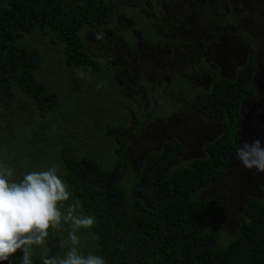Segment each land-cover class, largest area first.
I'll list each match as a JSON object with an SVG mask.
<instances>
[{
    "label": "trees",
    "instance_id": "trees-1",
    "mask_svg": "<svg viewBox=\"0 0 264 264\" xmlns=\"http://www.w3.org/2000/svg\"><path fill=\"white\" fill-rule=\"evenodd\" d=\"M68 1L0 0V163L12 169L10 181L19 182L29 172L46 171L54 165L71 193L59 205L61 211L79 202L78 213L95 218L91 228L77 232L79 251L99 255L105 264H264V200L248 198L237 231L223 239L224 233L209 224L227 208L228 192L195 198L196 192L221 178L228 156L237 150L235 124L241 102L255 97L252 37L238 31L247 48L246 63L235 68L232 78L216 74L209 89L192 101L193 111L203 121L227 122L222 134L204 143L203 157L184 159L181 143L169 139L160 150L146 154L133 177L124 157L125 144L145 129L143 116H137L132 106L129 125L106 117L110 120L103 122L111 123L104 134L115 138L112 151L116 157L99 159L97 152L80 144L74 127L79 110L93 113L95 108L76 93L69 97L67 78L57 81L56 91L49 88L42 72L39 75L45 63L43 52L26 39L37 31L45 35L60 47L65 66L82 73L86 84L90 74L100 75L101 80L90 86L97 102L96 94L105 92L103 84L109 83L111 72L102 57L92 56L89 41L93 36L107 40L111 33L123 34L129 44L121 13L134 11L131 19L137 18L141 29L147 30L139 12L148 11L146 3L152 1ZM129 46L133 47L132 41ZM124 98L119 94L114 101ZM22 100L29 103L28 109L18 107ZM64 103L69 117L62 115ZM70 230V223L63 221L61 228H50L45 243L32 246V264H43L45 255L63 257L72 247ZM22 256L18 250L0 264H22Z\"/></svg>",
    "mask_w": 264,
    "mask_h": 264
},
{
    "label": "rangeland",
    "instance_id": "rangeland-1",
    "mask_svg": "<svg viewBox=\"0 0 264 264\" xmlns=\"http://www.w3.org/2000/svg\"><path fill=\"white\" fill-rule=\"evenodd\" d=\"M191 1L194 4L191 5ZM203 1L156 0L148 4L146 6L148 11L143 9L142 13L146 18L152 19L150 24L152 29L151 31L145 29L144 35L141 34L138 19L136 18L135 21L130 17L133 16L134 11L123 10L120 15L123 19L122 26L125 28L127 38L130 39L129 44L132 41L134 49L124 45V42L119 44V39L111 33L104 41L96 40L93 36L88 44L93 49V57H102L106 64L122 63L123 69L127 68V73L130 75L133 73L130 81L133 84L131 87L123 88L122 86L125 85L121 83V79L119 80L118 67H115L109 83L103 84L105 92L98 91L96 94L97 102L91 97L90 86L101 80L100 75L90 74L86 84L82 73L65 66L60 47L52 44L49 38L37 31L26 39L28 45L43 52V63H45L39 75L42 72L49 88L56 91L60 86L57 81L67 78V88L71 92L69 97L76 93L79 98L95 108L94 114L90 109L79 110L81 115L74 127L78 132L77 138L80 144L93 153L95 151V154L97 152L99 159L111 161L116 157L112 151L116 147L115 138L104 134L111 121L105 123L104 119H109L111 116V119H118L121 123L129 125L133 122V112L130 111L132 106L136 107L134 113L137 116H143L147 124L145 129L125 144L124 157L129 165L130 176L134 177L141 170L148 152L160 150L163 143L169 139H177L181 143L184 159H194L203 157L205 142L214 140L225 131L226 121L215 124L204 122L193 111L191 103L200 94L199 91L198 94H194L196 89L207 90L210 84L208 81L198 80L205 70L208 71L212 66L216 74L224 78H232L236 65H243L245 48L243 42L239 45L235 39L238 31L252 37L256 48L257 68L254 77L255 97L244 98L240 105L235 124L237 136L235 143L237 147H242L244 143L252 144L253 141L259 140L261 147L264 148V0H232L230 5L224 0H205V7ZM206 4H210V7L208 8ZM152 6L159 10L158 20L151 12ZM199 7L204 9L199 10ZM174 24L176 27H173ZM118 31L119 29L116 35ZM88 38L89 36L86 37L87 42ZM169 47L190 49L181 52L178 56L173 54L172 59L169 60L167 59L171 54L168 53ZM212 51L215 53L214 56L221 60L214 66L209 63H216L210 57ZM241 52H244V55L241 54L243 56L237 59ZM201 55L208 61L204 62L203 70L201 68L198 71L188 70L193 63L192 60L187 66L186 73L181 69L178 72H171L175 69L174 65L186 64L191 58H198ZM164 59L170 62L171 67H167V71L158 66ZM105 63L102 62L101 65ZM168 72L176 75L172 77L170 74L166 77ZM119 94L125 98L114 101ZM65 103L62 105V115L68 114L69 117ZM28 105L27 101L22 100L18 107L26 110ZM147 113L148 119H146ZM233 140L230 138V143ZM222 190L228 192V206L221 216L211 221L209 225L212 230L224 233L225 236L222 238L225 239L227 236H233L237 231L247 199L264 200V172L244 167L236 151H233L228 156L221 178L196 192L195 198L202 200Z\"/></svg>",
    "mask_w": 264,
    "mask_h": 264
},
{
    "label": "clouds",
    "instance_id": "clouds-1",
    "mask_svg": "<svg viewBox=\"0 0 264 264\" xmlns=\"http://www.w3.org/2000/svg\"><path fill=\"white\" fill-rule=\"evenodd\" d=\"M236 153L244 167L264 172V148L259 140L244 143ZM12 174L11 168L0 163V262L8 261L19 250L22 264H32V246L43 245L49 229L61 228L63 221L70 223L68 240L72 247L63 257L45 255L43 264H105L101 256L79 251L77 232L91 228L95 218L79 214V202L61 211L59 205L68 201L71 193L54 165L46 171L29 172L19 182L10 181Z\"/></svg>",
    "mask_w": 264,
    "mask_h": 264
},
{
    "label": "flooded vegetation",
    "instance_id": "flooded-vegetation-1",
    "mask_svg": "<svg viewBox=\"0 0 264 264\" xmlns=\"http://www.w3.org/2000/svg\"><path fill=\"white\" fill-rule=\"evenodd\" d=\"M152 1V3L153 2H155L156 0H151ZM225 1V3L226 4H229L230 5V3H231V1L232 0H224ZM195 2H197V0H195ZM203 3H204V7H205V0L203 1ZM190 4L192 5V4H194V2H190ZM146 6H148V4L146 3ZM206 6L209 8L210 7V4H206ZM147 9V8H146ZM204 8H202V7H199V10H203ZM143 10V9H142ZM142 10L140 9V12L139 13H142ZM145 10V9H144ZM151 12H152V14H153V16H154V18H156V20H158L157 19V17H159V15H158V13L157 12H159V10H158V8H154L153 6H152V10H151ZM218 12H220V11H218ZM200 13H202V12H200ZM140 17H142V20H144L146 23H148V25H146V27L151 31V29H152V26L150 25V24H152L151 23V18H146L145 17V14L143 13ZM173 27H176V24H174L173 25ZM141 31V34L143 35L144 34V30H140ZM239 33H243V34H247V33H245V32H242V31H240ZM248 35V34H247ZM116 38H118L119 40H118V43L119 44H122V42H124V45H127V47H129V48H132V49H134V47H132V46H129V44H127V43H125V41L123 40V34H121V35H117V36H115ZM124 37H127V34L125 33L124 34ZM136 39V38H135ZM235 39L239 42V45H242V38L239 36V34H238V32H236V35H235ZM170 41H173V40H170ZM241 41V42H240ZM183 44H185V42H182ZM244 45V44H243ZM119 46V45H118ZM120 47V46H119ZM121 48V47H120ZM129 48H127V49H129ZM170 48V51L168 52V53H171L170 55H168L167 56V59H172V55L173 54H176L177 56L178 55H180L181 54V52H185V51H187V50H189L190 48H183V47H169ZM244 48H245V55H244V52H241L240 53V56L238 55V58L237 59H239L240 57H242L243 55H244V58L242 59V61H243V64L244 63H246V61H247V48H246V46L244 45ZM241 54H243V55H241ZM215 53H214V51H212V52H210V57H211V59L213 58L214 59V61H216V63H213V62H209L211 65H213L214 66V64H217V62L218 61H221V60H218L215 56ZM167 59H164L163 60V62H161V64H158V66L159 67H163L164 69V71L166 70V68L167 67H171L170 66V62L167 60ZM193 60V63H192V65L188 68V70L189 69H192V70H194V71H198V69H202L203 70V68H202V66H204V62L206 61V62H208L206 59H205V57L203 58V56L201 55L200 57H198V58H191L190 60H188L187 62H186V64L184 65H180V64H176V65H174V67H175V69H173V70H171V72H178L180 69L181 70H185L184 71V73H186V70H187V66H188V64H189V62L190 61H192ZM107 65H108V67H109V70H110V72L112 73V74H114V68L115 67H118V69H117V71H118V73H120L121 75H120V79H121V83L123 82L124 84H127V82L129 81H131L132 80V75H130L129 73H127L126 71H127V68H125V69H123V67H122V63H118V64H116V63H107ZM236 66H238V65H236ZM217 68H218V66H217ZM236 68V67H235ZM235 68H234V72H235ZM257 68V67H256ZM167 71V70H166ZM171 72H168V73H166L167 75H166V77L168 76V75H170L171 74ZM255 72H256V69H255ZM125 73H126V76H125ZM210 75H209V74ZM131 74H133V73H131ZM162 74H164V72L162 73ZM173 74V75H172ZM170 76H172V77H174V74L175 73H172ZM176 75V74H175ZM215 75H216V73H215V71H214V69L212 68V66L210 67V68H208V71L207 70H205V72H203V73H201L200 74V76H201V78L200 79H198L200 82H204V81H208L210 84H211V82H212V80H213V78L215 77ZM217 75H219V74H217ZM199 76V77H200ZM221 76V75H220ZM178 77H182V76H178ZM254 77H255V73H254ZM254 77H253V81H254ZM182 78H184V77H182ZM131 84H133V83H131ZM210 84H209V86H208V88H207V90L209 89V87H210ZM129 87H131V86H129ZM199 87V86H198ZM200 88V87H199ZM200 89H202V88H200ZM201 93V91H206L205 89L203 90H197L196 89V92L194 93V94H198L199 92ZM149 98V97H148ZM244 100V99H243ZM243 102V101H242ZM241 102V103H242ZM192 104V103H191ZM192 108V107H191ZM204 122H206V121H204ZM207 123H210V122H207ZM219 123H221V122H219ZM211 124H215V123H211Z\"/></svg>",
    "mask_w": 264,
    "mask_h": 264
}]
</instances>
